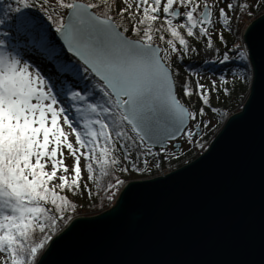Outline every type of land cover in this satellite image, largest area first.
Listing matches in <instances>:
<instances>
[{"label":"snow or ice","instance_id":"snow-or-ice-1","mask_svg":"<svg viewBox=\"0 0 264 264\" xmlns=\"http://www.w3.org/2000/svg\"><path fill=\"white\" fill-rule=\"evenodd\" d=\"M16 2L22 7L13 9L8 5V11L22 13V8L35 6L29 0ZM103 2L108 4V0ZM123 2L126 6L119 10V14H128L130 29L117 24L115 18L107 14L110 7L97 14L89 11L101 7L95 3L39 0L40 10L56 25L55 30L67 51L83 62L85 73L90 72L99 78L100 99L87 105L97 118L84 120L85 131L79 130L76 122L66 114V107L60 106L58 94L52 90L49 79L40 71H33L31 64L16 52L9 51L6 41L0 39V264H37L38 254L53 242L58 223L70 219L66 215L69 209L75 210L76 205L62 193L65 189L75 191L80 188L81 156L90 161L86 165L87 172L94 174L91 162L94 155L103 170L106 166L120 164L112 153L122 150L130 168L121 166L120 171L143 172L149 167L148 157L159 155L153 153L152 148L162 140L174 139L177 133H181L195 142L198 133L193 129L201 127L197 121L204 108L193 111L181 102L171 70V54L180 50L173 39L165 40L167 47L161 48L154 35L170 32L188 51L191 50L188 41L177 29L186 28L188 37L196 36L194 30H198L201 37L207 38L211 48L212 37L207 25L213 24L212 9L217 5L209 4L207 0L203 4L199 0H135L133 7L128 0ZM53 3L56 8L52 7ZM226 8L243 10L249 5L229 2ZM226 8L219 7L217 15L228 25ZM58 9L70 10L66 13L67 23ZM141 13L142 17L135 19ZM162 14H167L163 17L167 27L161 24L155 28L154 24ZM184 17L183 24L173 23V19ZM3 23L5 21L0 19V24ZM15 23L17 32L29 45L44 53L54 64L59 61L58 46L42 26H37L34 17L20 15ZM130 32H134L137 38L127 34ZM159 38L165 39L164 36ZM219 39L224 40L222 32ZM240 47L237 46L239 58L247 59ZM229 59L231 57L225 51L223 61ZM57 71L72 72L73 67L58 63ZM180 88L184 96L194 94L187 81ZM210 93L211 90L203 84L197 85L195 94L204 105L209 104ZM72 96L85 99L76 92ZM61 118L70 131L60 123ZM93 125H98V129ZM72 134L79 149H87L86 152H79L69 140ZM101 137L103 145L97 153L96 146ZM118 144L121 145L119 149ZM200 147L203 148L204 144L201 143ZM65 148L74 158V175L70 181L69 167L62 158ZM164 151L166 153V149ZM156 166L159 167V163ZM102 174L109 175L106 171ZM94 179V175L89 176V180ZM123 183L117 178L105 187L111 191ZM112 198L110 194L108 199Z\"/></svg>","mask_w":264,"mask_h":264},{"label":"water","instance_id":"water-1","mask_svg":"<svg viewBox=\"0 0 264 264\" xmlns=\"http://www.w3.org/2000/svg\"><path fill=\"white\" fill-rule=\"evenodd\" d=\"M243 41L250 93L209 148L166 174L127 182L112 207L55 234L37 264H264V13ZM182 136L152 149L175 141L178 150Z\"/></svg>","mask_w":264,"mask_h":264},{"label":"trees","instance_id":"trees-1","mask_svg":"<svg viewBox=\"0 0 264 264\" xmlns=\"http://www.w3.org/2000/svg\"><path fill=\"white\" fill-rule=\"evenodd\" d=\"M92 1L95 4L101 5V7L95 9L98 14L107 11L108 7H110L111 11H108L107 14L113 16L117 24H121L124 28L130 29L131 21L129 20L128 14H119V10L121 8L119 7L118 0H108L107 5L104 4L103 0ZM199 2H205V0H199ZM229 2L234 5L248 4L249 8L243 10L237 8L235 11L231 9L232 16L236 14V18L234 20L235 22H233V24L229 23L228 25L224 24L226 30L222 32L224 35L223 41L219 38L218 40L212 39L213 45L217 46L215 47L214 58L211 60H202L192 56L189 57L188 53L184 50L185 46L180 45L179 40L177 38H173L170 32H160L154 35L155 42L159 43L161 48L167 47L165 40L173 39L177 48L182 51L181 56H176L171 60V69L177 83V93L181 102L193 111L204 108V113L200 115L199 118L210 116L213 121L208 122L207 120H203L202 127L196 131L198 135L195 137V142L191 143V146L187 151L182 153L181 150L178 149L174 155L168 157L170 159H164L165 157L162 156L161 153L164 149L162 151H157L156 153H159L157 162L150 169L143 172H135L131 170L126 172L120 171L121 166L130 168V164L125 159V153L122 150L112 153V155H115L120 160V164L115 166H106L103 170L101 169L100 164L97 163V158L94 155V159L91 161L95 170L94 174H89L87 172L86 165L90 162L87 157L85 158V162L83 164L80 161L82 170L80 188L75 191L65 189L62 193L67 195L69 200L76 205L75 210L72 211L69 209L66 215L69 216L70 219L60 221L58 223V230L53 234V236L63 230L67 224L76 217L97 215L112 207L119 196L120 190L127 182L157 176L159 168L162 166L172 167L184 160L188 161L191 157L192 159L189 161H192L200 156L209 148L211 142L222 129L226 120L233 113L242 109L250 93L253 81V69L246 53L247 59L242 60L239 58V53L237 48L234 47V43L240 39L243 41V32L247 25L264 13V0H258L254 4H249L246 0H229ZM29 3H32L35 6L27 9L22 8V13H15L14 11H8L7 6L11 5L14 9L15 7H22V5L18 4L16 0H0V19L5 21V23L0 24V31L2 34L7 33V35H12L11 38H13L14 41V49H12L17 54L24 56L27 60H35V62H39L40 66L47 70H45L47 72L46 74H50V72H52L54 75H57L58 85L66 97H68L67 95L72 92L80 93L85 97L84 100H80L75 97L70 98V96L68 98V105L74 108L75 114L73 115V118L76 124L79 125V130L85 131L84 120H94L97 118L96 114L90 112L87 105L89 103H95L100 99L99 89L96 88V85L99 83V79L95 77L94 74L89 72L87 82L84 83L86 76L81 70H79V67L85 66L77 58H73V64H69L73 67L72 72H58L57 64L63 63L64 56L67 54V51L61 45L57 44L60 57L59 61L54 64L46 58L44 53L38 51L27 43V40L17 32L15 23L16 17L20 15L34 17L37 21V26H42L47 34L54 32L53 28L56 26L52 21L47 20L46 14L40 10L39 0H29ZM5 13L7 14L5 15ZM256 14L257 16L254 17ZM53 15H55V13H53ZM165 15L167 14H162L161 19L155 22V28H159L161 24H163L165 28L167 27L166 20L163 18ZM141 17L142 16L137 15L135 19L138 20ZM185 21L186 17L173 19L174 24H183ZM215 23H217V21L214 22V27L217 26ZM177 30L182 36H184L188 43H191V41L195 38V36H187L186 28L182 27ZM127 34H130L132 38H137L134 32ZM160 36H164L165 39L161 40L159 38ZM216 42L222 43L224 46L221 48ZM239 50L242 49L240 48ZM225 51H227L231 57L228 61H223V54ZM205 74L211 76L212 79L209 82L201 80L202 76ZM186 81L189 82L190 87L194 91V94L191 97L184 96L183 91L180 88V85ZM198 84H203L206 89L211 90L209 97L210 102L208 105H204L201 102L199 95L195 94ZM225 89H227V91H225ZM237 107L238 109H236ZM77 108L80 109L79 112H77ZM93 127L98 129V125H93ZM184 136L186 137V135ZM201 143L204 144L203 148L200 147ZM102 145L103 138L101 137L100 144L96 146L97 153H99V149ZM120 147L121 145L118 144L117 148L119 149ZM133 158H135V154H133ZM100 159L102 160L103 157H100ZM122 161H126V164L123 165ZM157 163H159V167L156 166ZM180 166L174 167L172 170ZM102 171L108 172L109 175H103ZM73 175L74 174L68 176L69 181L72 179ZM90 175H94L95 179L89 180ZM117 178L124 181L122 185L118 186V189L110 191L105 187L107 183H114ZM56 183H59V181H56ZM85 183L87 185L86 187ZM89 190H91L90 195L88 194ZM110 194L113 197L111 200L108 199ZM37 236H39L38 233ZM43 252L44 250L38 254L37 261Z\"/></svg>","mask_w":264,"mask_h":264},{"label":"rangeland","instance_id":"rangeland-1","mask_svg":"<svg viewBox=\"0 0 264 264\" xmlns=\"http://www.w3.org/2000/svg\"><path fill=\"white\" fill-rule=\"evenodd\" d=\"M78 1H81V2H84V3H93V1L92 0H78ZM247 1V3H249V4H254L256 1H258V0H246ZM118 2H119V7L120 8H123V7H125L126 5H125V3L123 2V0H118ZM128 3H131L132 5H133V7H135V0H128ZM204 2H201V4H203ZM207 3H209V4H213V5H217L216 7H213V9H212V11H213V15H212V17H211V19H212V21H213V24L212 25H207V27L209 28V32H210V34H211V37H212V39H214V40H218V38H219V34L221 33V32H223V31H225L226 30V27H224V20H223V18H221V17H219L218 15H217V13H218V9H219V7H225L226 8V5H227V3H229V0H209V1H207ZM52 7L53 8H56L57 7V5L55 4V3H53L52 4ZM118 7V8H119ZM93 10V12H95V13H97V11L95 10V9H92ZM58 11H59V13L61 14V15H63L64 16V20H65V16H66V13L68 12V10L67 9H58ZM181 11L183 12V11H185V9H181ZM226 11L229 13V23H232L233 24V22H235L234 20H235V18H236V14L235 15H233L232 16V11H231V9H227L226 8ZM261 12V11H260ZM98 14V13H97ZM259 14V13H258ZM139 16H142V13L141 14H138ZM257 16V14L256 15H254V17H256ZM217 21V23H215V24H217V26L216 27H214V22H216ZM251 23V22H250ZM249 23V24H250ZM248 24V25H249ZM247 25V26H248ZM56 29V26L53 28V31L54 32H51L50 34H48L49 35V37H50V39L57 45H61L62 47H64L61 43H59L56 39H55V37H54V33H55V30ZM121 30V29H120ZM245 31V30H244ZM195 32H196V36H195V38L191 41V43H188V47L191 49V50H188V51H186L187 53H188V56L190 57V56H192V57H197L198 59H202V60H211V59H213L214 58V53H215V47L217 46H215V45H213V43H212V47L211 48H209L208 47V44H207V38H205V37H201V35H200V33L198 32V30H195ZM243 34H244V32H243ZM12 37V35L11 34H8V35H5L4 33L2 34L1 33V31H0V39H3V40H5L6 41V44L8 45V50L9 51H14L13 49V44H14V41H13V38H11ZM215 42V41H214ZM217 43V42H216ZM156 44H158V45H160L159 43H157L156 42ZM221 48L224 46L222 43H217ZM218 46V47H219ZM237 46H242V47H240L241 49H242V51H244L246 54H247V50H246V47H245V43L240 39L239 41H237V42H235L234 43V47L235 48H237ZM160 47H161V45H160ZM13 48V49H12ZM66 50V49H65ZM15 52V51H14ZM19 55V54H18ZM182 55V51H181V49H180V51L179 52H175V53H172L171 54V56H172V58H174V57H176V56H181ZM21 58H22V60H24V61H26V62H28L29 64H31L32 65V70L33 71H36V70H38V71H40L41 72V74L46 78V79H49V83H50V85H51V87H52V90L55 92V93H57L58 94V103L60 104V106H63V107H66V109H67V112H66V114L69 116V118L70 119H72V120H74V118H73V115L75 114V111H74V108L72 107V106H70V105H68V98H69V96H70V98H73V96H72V93H70L69 95H67L68 97H66V95H64V93H63V91H61V88L59 87V83H58V81H57V79H58V77H57V75H54L52 72H50V74H46L47 72V70L46 69H43L41 66H40V64H39V62L37 63V62H35V60H27L24 56H22V55H19ZM29 56V55H28ZM73 56L71 55V54H69L68 52H67V54H65V56H64V62L63 63H67V64H73ZM83 69H84V67H79V70H81L82 71V73L86 76V78H85V81H84V83H86L87 82V76H88V73H85L84 71H83ZM46 70V71H45ZM212 78H211V76L210 75H208V74H205V75H203L202 76V78H201V80H203V81H205V82H209L210 80H211ZM54 80V81H53ZM98 85V84H97ZM97 85H96V88H98L97 87ZM76 107H78V106H76ZM239 107V106H238ZM238 107L236 108V109H238ZM76 110V109H75ZM203 120H207L208 122H212L213 120H212V117H210V116H204V117H202V118H199V120L197 121L198 123H201V127H202V122H203ZM75 121V120H74ZM60 123L62 124V125H64V121H63V119L61 118V120H60ZM64 127H65V130L66 131H70V129H68L67 128V126L66 125H64ZM76 127L79 129V125H77L76 124ZM201 127H199V128H201ZM195 132L197 131V128H194L193 129ZM131 134V133H130ZM69 140H71L72 142H73V144H74V146H76L77 148H78V151L79 152H86L87 151V149H79V146H78V144H77V142H76V140H75V135L74 134H72V135H70L69 136ZM178 142H180L181 143V145H180V150H181V152L182 153H184L185 151H187L189 148H190V146H191V143L193 142V140L192 139H189V138H187V137H185L184 136V134H183V136L180 138V139H178L177 140ZM166 149V153H165V151H163L161 154H162V156L163 157H165L164 159H170V158H168V157H171L172 155H174L175 154V152H177L178 150H176V147H175V145L173 146V145H169L167 148H165ZM163 149H161V151H162ZM152 152L153 153H156L157 151L156 150H153L152 149ZM135 154V153H134ZM194 157V156H193ZM58 158H60V157H58ZM64 160H65V163H66V165L69 167V173H68V176H71L72 174H73V172H72V167L74 166V158H72L70 155H69V153H68V150L65 148L64 150H63V157H62ZM85 158H86V156H81V163L83 164L84 162H85ZM148 159H149V167H148V169H150L156 162H157V160H158V155H153V156H151V157H148ZM192 159V157L191 158H189L188 159V161L186 160H184V161H182V162H179L177 165H175V166H172V167H170V166H168V167H165V166H162L161 168H159V171H158V174H157V176L158 175H162V173H167V172H169V171H172V169L174 168V167H177V166H180V165H184V164H186V163H188V162H190L189 160H191ZM137 163L139 164V161H137ZM122 164L123 165H125L126 164V161H122ZM147 169V170H148ZM155 177V176H154ZM149 178H151V177H149ZM143 179V178H142ZM122 190V189H121ZM120 190V191H121ZM119 194H120V192H119ZM118 198V197H117ZM117 200V199H116ZM116 202V201H115ZM114 205V204H113ZM45 251V250H44Z\"/></svg>","mask_w":264,"mask_h":264},{"label":"flooded vegetation","instance_id":"flooded-vegetation-1","mask_svg":"<svg viewBox=\"0 0 264 264\" xmlns=\"http://www.w3.org/2000/svg\"><path fill=\"white\" fill-rule=\"evenodd\" d=\"M175 141L171 142L170 144L174 146Z\"/></svg>","mask_w":264,"mask_h":264},{"label":"bare ground","instance_id":"bare-ground-1","mask_svg":"<svg viewBox=\"0 0 264 264\" xmlns=\"http://www.w3.org/2000/svg\"><path fill=\"white\" fill-rule=\"evenodd\" d=\"M54 37H55V35H54ZM56 39V38H55ZM54 81V80H53Z\"/></svg>","mask_w":264,"mask_h":264},{"label":"built area","instance_id":"built-area-1","mask_svg":"<svg viewBox=\"0 0 264 264\" xmlns=\"http://www.w3.org/2000/svg\"><path fill=\"white\" fill-rule=\"evenodd\" d=\"M162 174H166V173H162Z\"/></svg>","mask_w":264,"mask_h":264}]
</instances>
